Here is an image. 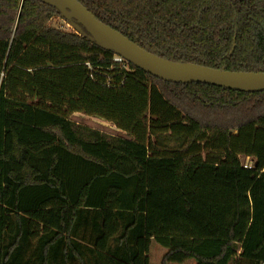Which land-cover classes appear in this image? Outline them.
<instances>
[{
	"label": "trees",
	"instance_id": "1",
	"mask_svg": "<svg viewBox=\"0 0 264 264\" xmlns=\"http://www.w3.org/2000/svg\"><path fill=\"white\" fill-rule=\"evenodd\" d=\"M78 1L165 59L264 72V0ZM57 16L0 0V264H150L153 240L161 264H264V91L122 69Z\"/></svg>",
	"mask_w": 264,
	"mask_h": 264
},
{
	"label": "water",
	"instance_id": "2",
	"mask_svg": "<svg viewBox=\"0 0 264 264\" xmlns=\"http://www.w3.org/2000/svg\"><path fill=\"white\" fill-rule=\"evenodd\" d=\"M55 7L60 17L80 33L86 32L99 47L113 51L141 70L167 82L203 83L241 92L264 91V72L230 71L193 63H181L155 55L118 30L99 20L78 0H41ZM86 32H85V31Z\"/></svg>",
	"mask_w": 264,
	"mask_h": 264
},
{
	"label": "rangeland",
	"instance_id": "3",
	"mask_svg": "<svg viewBox=\"0 0 264 264\" xmlns=\"http://www.w3.org/2000/svg\"><path fill=\"white\" fill-rule=\"evenodd\" d=\"M49 25L52 27H55L61 31L65 32H71L75 33L81 36L80 33L76 30V28L67 20L64 18L57 16L55 18H52L49 22ZM71 120L74 121L77 124L84 125L87 127H90L92 129L98 130L100 132H103L104 134L110 136V137H122V138H129V136L118 129L114 124L105 121L101 118L89 116L84 113H74L71 116ZM236 132V131H233ZM242 163L243 165L248 167H253V161L252 159H249L247 157H242ZM167 252V249L156 243L154 240L152 241L151 248H150V264H161L162 259ZM168 264H177V263H168ZM182 264H196V261L193 259L187 260Z\"/></svg>",
	"mask_w": 264,
	"mask_h": 264
},
{
	"label": "built area",
	"instance_id": "4",
	"mask_svg": "<svg viewBox=\"0 0 264 264\" xmlns=\"http://www.w3.org/2000/svg\"><path fill=\"white\" fill-rule=\"evenodd\" d=\"M113 61L118 63L122 69L128 70V61H126L122 56L115 54ZM247 167V166H246Z\"/></svg>",
	"mask_w": 264,
	"mask_h": 264
},
{
	"label": "crops",
	"instance_id": "5",
	"mask_svg": "<svg viewBox=\"0 0 264 264\" xmlns=\"http://www.w3.org/2000/svg\"><path fill=\"white\" fill-rule=\"evenodd\" d=\"M249 158V157H248ZM249 159H252V158H249ZM252 161H253V159H252ZM254 162V161H253ZM254 164V163H253ZM248 167V166H247Z\"/></svg>",
	"mask_w": 264,
	"mask_h": 264
}]
</instances>
